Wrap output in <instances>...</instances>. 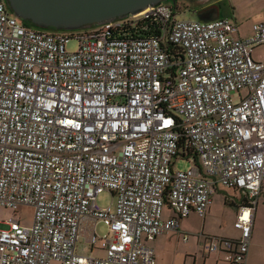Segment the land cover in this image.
I'll return each mask as SVG.
<instances>
[{"label": "built area", "instance_id": "2783aa9c", "mask_svg": "<svg viewBox=\"0 0 264 264\" xmlns=\"http://www.w3.org/2000/svg\"><path fill=\"white\" fill-rule=\"evenodd\" d=\"M176 15L163 3L51 34L0 0V211L35 210L31 227L0 223V264H156V239L204 219L219 188L245 195L239 237L207 236L204 252L248 262L264 186V17L240 37L233 19ZM104 192L115 211L98 204ZM86 220L109 230L90 238L104 258L77 251Z\"/></svg>", "mask_w": 264, "mask_h": 264}, {"label": "rangeland", "instance_id": "374dc122", "mask_svg": "<svg viewBox=\"0 0 264 264\" xmlns=\"http://www.w3.org/2000/svg\"><path fill=\"white\" fill-rule=\"evenodd\" d=\"M181 14L178 15L180 20L195 21L199 20L193 15L185 11L181 5ZM219 6L221 7V16L223 18H233L235 23L239 26V36H250L253 29V25L261 21L264 17V0H219ZM178 10V9H177ZM78 40L74 39L67 45V51L75 52L78 49ZM255 56L264 57V47L257 48ZM192 167V164L179 160L176 164L177 169L188 170ZM224 193L216 192L213 196L211 215L207 218V224L205 226V233L213 235V238H217L218 235H224L229 237L236 236V231L233 229L234 217L237 213L236 206L226 203V196H230V199H240V195L230 190H221ZM107 192H104L97 198L98 204L102 208L112 207V210H116V198ZM263 204V203H262ZM259 204V212L256 222V230L251 240V254L253 252L254 264H264V207ZM35 210L29 206H22L17 211L12 209H5L0 211V223L6 222L9 219L19 222L24 227H31L33 223V216ZM202 221L195 215L190 216L188 219L182 221V228L184 233H189L195 236L200 234L202 230ZM93 225L88 228V231L92 233ZM95 234L97 237L102 238L108 234V228L103 221H100L96 225ZM163 239V238H162ZM165 240L160 241V246L155 247L158 261L157 264H179L183 262V257L179 253H185L193 251L196 248L195 241H190V244L185 245L178 238H174L165 245ZM249 251V252H250ZM262 251V253H261ZM177 253V255H175ZM100 254V253H99Z\"/></svg>", "mask_w": 264, "mask_h": 264}, {"label": "water", "instance_id": "95a60500", "mask_svg": "<svg viewBox=\"0 0 264 264\" xmlns=\"http://www.w3.org/2000/svg\"><path fill=\"white\" fill-rule=\"evenodd\" d=\"M11 15L42 29L75 32L104 26L167 0H4ZM216 12V10H214ZM209 22L210 19L199 18Z\"/></svg>", "mask_w": 264, "mask_h": 264}, {"label": "crops", "instance_id": "0c3cea01", "mask_svg": "<svg viewBox=\"0 0 264 264\" xmlns=\"http://www.w3.org/2000/svg\"><path fill=\"white\" fill-rule=\"evenodd\" d=\"M230 19H233V18H230ZM221 190H223V188H219L217 190V192L224 193ZM234 192L238 193L240 195V199L232 200V199H230V196H226L225 197V199H226L225 202L229 203V205L236 206V209H237V212H238L239 204L241 202H245L244 201L245 195L239 190H234ZM260 203L261 204L263 203L262 205L264 207V186L261 189V193L258 196L257 205L255 207V210L253 211L254 220H253V233L251 234V240H252V237H253V235L255 233V230H256V222H257L258 212H259V209H260L259 208V204ZM211 206H212V203L210 205L209 212H208L207 216H205L204 219L199 218L198 215L195 214V213H193L191 215V216H193V215L197 216L202 221V224H203L202 225V230L200 231L199 235H197V236H195V238H193L194 237L193 235H191L189 233H184L183 232V228H182V221H184V220L182 219V220H180V229L178 231L162 235V236H160V237H158L156 239V241L152 245L154 250H155V247L160 246V241L161 240H165L166 241L164 246H168V243L171 242V240L174 239V238L180 239L182 241V243H184L185 245L190 244V241L194 240L196 248L193 251L191 250V251L185 252L183 254L179 253L183 257V262H181L179 264H227L226 262H224L222 260V256L221 255H213V254L209 255V254H206L204 252V249H203L204 242H205V237L213 236L212 234L204 232L205 231V226L207 224V218H209V216L211 215V210H212ZM236 215H237V213H236ZM236 215H235V217H236ZM163 217H164V219H170V218H174L175 214L170 209L167 208V210L165 212V215ZM235 217H234V222H235ZM98 222H100V221L93 222V221H90V220H86L83 223L82 228H81V233H82L81 243L78 244V248H77V251L80 254H83V255H86V256L90 255V256L96 257V258H104L105 257V252L103 250L98 249V248L93 250L91 248V246H90V238H91L92 235L96 236L95 229H96V225H97ZM91 225H93L92 233L88 231V228ZM233 229L236 231V236L229 237V236H224V235H218V237L219 238L220 237L221 238H228V239H237L239 237V231L234 228V223H233ZM108 234H109V230H108ZM184 236H188V240L187 241L184 240ZM97 238H99V237H97ZM261 253H262V251H261ZM155 254H156L157 261H158L156 250H155ZM175 255H177V253H175ZM254 260L255 259H253V252L251 254V251H250L249 252V256H248V262L246 264H254L255 263ZM157 261H156V264H157Z\"/></svg>", "mask_w": 264, "mask_h": 264}, {"label": "flooded vegetation", "instance_id": "af4514ba", "mask_svg": "<svg viewBox=\"0 0 264 264\" xmlns=\"http://www.w3.org/2000/svg\"><path fill=\"white\" fill-rule=\"evenodd\" d=\"M173 5H181L182 8L197 19H220L221 7L219 0H173ZM180 8V6L178 7ZM216 10V12L214 11ZM181 14V10H177V17ZM196 21V20H195Z\"/></svg>", "mask_w": 264, "mask_h": 264}, {"label": "trees", "instance_id": "16d2710c", "mask_svg": "<svg viewBox=\"0 0 264 264\" xmlns=\"http://www.w3.org/2000/svg\"><path fill=\"white\" fill-rule=\"evenodd\" d=\"M166 4L168 3H171V4H174L173 3V0H167L165 2ZM175 7V9H179L176 5H173ZM24 26H26L27 28H31V29H34L36 31H42V32H49L51 34H55V33H60V32H63V31H56L54 29H42V28H38L37 26H35L32 22L30 21H25L22 23ZM93 27H96L95 25L94 26H91L90 28H93ZM88 29V28H87Z\"/></svg>", "mask_w": 264, "mask_h": 264}]
</instances>
